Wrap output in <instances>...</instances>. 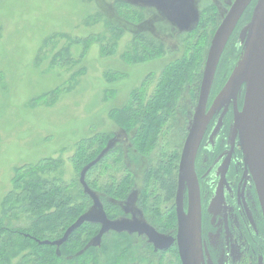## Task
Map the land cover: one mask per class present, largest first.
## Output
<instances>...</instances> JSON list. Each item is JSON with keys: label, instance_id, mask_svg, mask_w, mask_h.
I'll list each match as a JSON object with an SVG mask.
<instances>
[{"label": "rangeland", "instance_id": "1", "mask_svg": "<svg viewBox=\"0 0 264 264\" xmlns=\"http://www.w3.org/2000/svg\"><path fill=\"white\" fill-rule=\"evenodd\" d=\"M165 1L172 7L179 3ZM231 2L185 0L184 20L149 0H0V204L13 187L16 169L45 158L62 163L50 175L77 191L78 174L70 161L75 144L101 131L117 133L110 111L124 105L141 84L151 94L163 66L181 55L182 42L188 46L195 41L196 25L213 18L218 25ZM187 27L192 32L184 33ZM136 33L163 42V54L131 58L140 55L133 51ZM64 47L69 49L65 55ZM181 100L185 105L189 101L186 91ZM194 107L188 103L170 128L163 127L159 152L175 150L180 156ZM140 163L145 167V159ZM99 173L97 166L86 177L98 178ZM135 211L142 221V208L137 205ZM137 235H107L104 242L125 239L132 244L130 250L124 248L126 264L176 262L173 252L153 251L146 237Z\"/></svg>", "mask_w": 264, "mask_h": 264}, {"label": "trees", "instance_id": "2", "mask_svg": "<svg viewBox=\"0 0 264 264\" xmlns=\"http://www.w3.org/2000/svg\"><path fill=\"white\" fill-rule=\"evenodd\" d=\"M197 25L195 41L188 46L182 42L181 55L163 66L151 94L147 95L145 85L141 84L131 92L124 105L110 111L114 124L124 127L122 132L118 127L114 129L117 133L101 131L75 144L70 161L78 174L77 191L69 183L50 175L60 168L59 160L45 158L16 169L13 187L0 204V264H126L123 263L124 248L130 250L132 244L125 239L115 243L104 242V239L107 235L136 237V233L108 230L98 237V223L84 222L59 245L42 242L62 238L66 229L83 213L97 210L80 180L86 167L84 183L96 196L108 219L123 220L125 216L122 215L136 218L131 214L132 203L128 199L134 195L135 204L143 210L142 219L159 221L157 191H166L168 198L173 194L178 154L159 152L156 143L163 127L170 128L179 111H185L188 103H196L204 51L217 20L207 19ZM185 31L191 30L187 27ZM133 45V51L140 55L129 54L131 58L157 56L165 51L163 42L149 39L143 33L134 35ZM66 49L68 52L67 47L61 50L64 55ZM234 49L233 45L223 54L222 69L229 67ZM185 91L189 100L186 105L181 100ZM153 149L156 152L149 157ZM142 159L146 161L145 167H141ZM97 166L100 167L99 177L87 178ZM148 211L150 217L146 215ZM166 216L174 221L172 211ZM172 264L180 262L176 260Z\"/></svg>", "mask_w": 264, "mask_h": 264}, {"label": "water", "instance_id": "3", "mask_svg": "<svg viewBox=\"0 0 264 264\" xmlns=\"http://www.w3.org/2000/svg\"><path fill=\"white\" fill-rule=\"evenodd\" d=\"M149 1L158 2L173 9L182 16V19L186 20L183 11L185 0H178L176 7L166 5L163 0ZM251 1H232L215 28L206 51L195 107L179 156L175 238L160 235L149 224L136 218L114 221L108 219L102 205L84 183L86 167L80 175V180L97 207L96 214L89 213L80 216L66 229L62 238L42 243L59 245L84 222H93L101 225L98 237L108 230L136 233L146 236L155 250H165L175 242L181 264H199L202 257L200 195L194 169L195 156L210 116L216 108L227 104L230 100L234 104L231 140L238 137L243 160L254 181L264 217V0H256L250 20L242 28L239 36L243 50L223 87L207 110V101L220 57ZM242 85L244 86V99L241 110H238L236 97ZM186 185H188V202L184 210L183 193Z\"/></svg>", "mask_w": 264, "mask_h": 264}, {"label": "flooded vegetation", "instance_id": "4", "mask_svg": "<svg viewBox=\"0 0 264 264\" xmlns=\"http://www.w3.org/2000/svg\"><path fill=\"white\" fill-rule=\"evenodd\" d=\"M163 2L168 6L171 5L165 0ZM255 2L256 0H252L243 12L220 57L207 101V110L211 107L240 56L241 52L237 53L240 42L237 39L240 40L241 30L250 20ZM165 8L174 11L169 7ZM180 17L182 18L181 15ZM233 45L236 50L234 49L232 52L233 57H231L229 67L222 69V56L228 51L227 48ZM243 99L244 86L242 85L236 97L238 110L242 108ZM233 117L234 104L232 100L214 110L207 122L195 156L194 169L200 195L202 257L199 264H264V217L254 181L243 160L238 137L231 140ZM178 164L179 157L173 194L168 198L166 191H157L159 196L157 218L159 221L155 222L151 219L152 223H150L151 221L142 219V222L149 224L160 235L174 238L177 233ZM135 198L134 195L128 198L132 203L131 214L133 217L136 216L134 208L137 207ZM187 202L188 185L183 193L184 210L187 208ZM171 211L174 215L172 222L169 216H166ZM146 215L150 217L151 212L148 211ZM144 240L148 242L147 237ZM149 244L153 251L173 252L178 258L176 260L180 262L175 242L165 250H155L150 242Z\"/></svg>", "mask_w": 264, "mask_h": 264}]
</instances>
